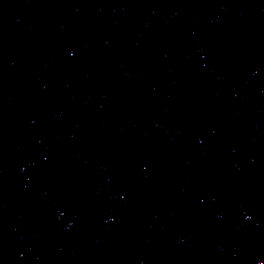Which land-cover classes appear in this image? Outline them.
<instances>
[{
  "label": "water",
  "instance_id": "95a60500",
  "mask_svg": "<svg viewBox=\"0 0 264 264\" xmlns=\"http://www.w3.org/2000/svg\"><path fill=\"white\" fill-rule=\"evenodd\" d=\"M0 264H264V0H0Z\"/></svg>",
  "mask_w": 264,
  "mask_h": 264
}]
</instances>
